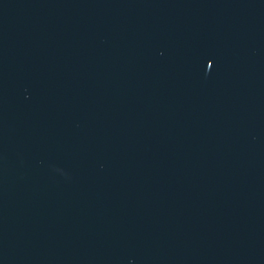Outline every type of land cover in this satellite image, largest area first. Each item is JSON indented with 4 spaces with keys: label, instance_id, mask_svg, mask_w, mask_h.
Returning a JSON list of instances; mask_svg holds the SVG:
<instances>
[{
    "label": "water",
    "instance_id": "95a60500",
    "mask_svg": "<svg viewBox=\"0 0 264 264\" xmlns=\"http://www.w3.org/2000/svg\"><path fill=\"white\" fill-rule=\"evenodd\" d=\"M0 264H264V0H0Z\"/></svg>",
    "mask_w": 264,
    "mask_h": 264
}]
</instances>
